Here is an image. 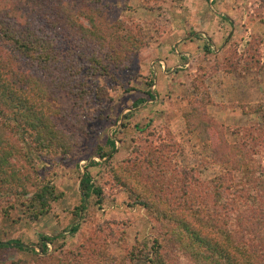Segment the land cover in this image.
I'll use <instances>...</instances> for the list:
<instances>
[{
  "label": "rangeland",
  "instance_id": "1",
  "mask_svg": "<svg viewBox=\"0 0 264 264\" xmlns=\"http://www.w3.org/2000/svg\"><path fill=\"white\" fill-rule=\"evenodd\" d=\"M98 7L102 23L120 26L121 33L131 28L143 44L124 69L95 76L94 85L86 88L90 95L78 105L75 82L71 84L76 93L51 95L49 103L63 110V117L55 119L56 127L72 136L76 146L66 156L38 163L35 173L49 178L62 197L35 220L18 208L0 220V243L19 241L41 257L10 244L0 250V264H70L72 254L97 230L107 239L112 264L127 252L115 244L118 236L129 250L148 246L153 236L149 212L134 203L127 190L111 183L104 164L107 159L117 168L133 150L145 146L151 137L134 126L148 125L154 134L172 137L181 147L175 157L178 166L200 183L230 174L236 184L264 167V119L256 112L258 107H252L264 106V0H99ZM197 102L205 103L206 115L221 126L227 144L257 136L246 167L233 172L229 162L214 161L211 148L217 144L216 135L202 125L186 132L184 116L189 104ZM107 139L114 149L101 159L98 154L108 150ZM92 161L97 166L85 169ZM85 171L100 193L80 203L79 183ZM21 174L33 172L24 169ZM5 188L0 186V191ZM26 190L31 193L32 188ZM78 206L85 209L74 218ZM73 226L77 229L71 233ZM39 236L55 238L46 243L43 255L36 247Z\"/></svg>",
  "mask_w": 264,
  "mask_h": 264
},
{
  "label": "trees",
  "instance_id": "2",
  "mask_svg": "<svg viewBox=\"0 0 264 264\" xmlns=\"http://www.w3.org/2000/svg\"><path fill=\"white\" fill-rule=\"evenodd\" d=\"M98 2L0 0V186H6L0 191V220L15 208L35 220L62 197L49 178L35 173L38 163L66 156L76 146L72 136L56 127L55 119L63 117V110L49 103L51 95L76 93L71 84L75 82L78 105L83 96L84 100L90 95L86 88L94 85L95 76L124 69L143 44L131 28L121 33L120 26L102 23ZM148 97L152 98L149 93ZM204 105L189 104V113L184 116L186 132L202 125L216 135L217 144L211 148L214 161L229 162L233 172L246 167L257 136L227 144L221 126L206 115ZM252 107H258L255 110L264 119V106ZM134 127L151 137L145 139V146L139 152L133 150L117 168L107 159L104 164L111 183L127 190L129 198L149 212L153 236L148 246L135 251L127 249L118 236L115 244L127 252L113 264H264V167L247 173L236 184L230 174L200 183L178 166L175 157L181 147L172 137L154 134L148 125ZM107 149L98 157L105 158L113 151L110 139ZM94 166L97 164L92 161L85 169ZM24 169L33 175L21 174ZM79 186L80 203L100 193L90 184L88 171L81 176ZM84 209L75 208L74 218ZM76 229L73 226L70 232ZM101 233H89L77 254H72L70 264H112L107 239ZM54 240L39 236L36 247L43 255L46 243ZM10 244L41 258L15 240L0 243V250Z\"/></svg>",
  "mask_w": 264,
  "mask_h": 264
},
{
  "label": "water",
  "instance_id": "3",
  "mask_svg": "<svg viewBox=\"0 0 264 264\" xmlns=\"http://www.w3.org/2000/svg\"><path fill=\"white\" fill-rule=\"evenodd\" d=\"M71 229V228H70ZM25 247V246H24Z\"/></svg>",
  "mask_w": 264,
  "mask_h": 264
}]
</instances>
